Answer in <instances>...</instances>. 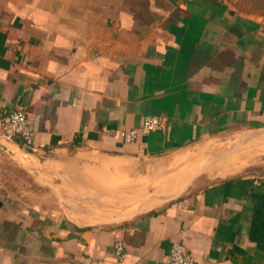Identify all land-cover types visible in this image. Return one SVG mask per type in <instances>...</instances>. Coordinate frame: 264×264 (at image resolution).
<instances>
[{"label":"crops","instance_id":"obj_1","mask_svg":"<svg viewBox=\"0 0 264 264\" xmlns=\"http://www.w3.org/2000/svg\"><path fill=\"white\" fill-rule=\"evenodd\" d=\"M18 109L35 136L27 149L0 125V264H168L175 242L199 264H264L249 240V186L223 184L238 174L200 183L202 172L161 206L92 224L47 190L62 175L79 181V154L129 173L153 161L161 175L176 151L238 132L264 153L260 18L220 0H0V114ZM147 116L164 127L125 142ZM250 138L209 154L243 161ZM235 245L247 255H231Z\"/></svg>","mask_w":264,"mask_h":264},{"label":"rangeland","instance_id":"obj_2","mask_svg":"<svg viewBox=\"0 0 264 264\" xmlns=\"http://www.w3.org/2000/svg\"><path fill=\"white\" fill-rule=\"evenodd\" d=\"M220 2L240 13L260 18L264 25V0H220ZM251 134V132H238L197 144L189 149L176 151L172 156L173 159L165 164L163 170L161 169L162 171L168 170L170 174L160 175L158 166L153 161L145 163L137 160L133 161L132 165L126 164L137 169L135 173H129L126 168L111 165L113 163L110 161H97L95 155L79 154L76 158L72 156L73 161L77 160L83 165L81 169L83 174L78 176L79 181L74 182L71 180V176L62 175L56 178L52 188L49 187L47 190L51 189L53 198L57 201L58 211L74 220L88 224L123 220L136 214L148 212L149 210L141 209L147 202L157 200L160 202L158 207L181 196L186 189L194 186V181L202 173L192 177L185 189L178 195L169 197L168 193L175 183L180 182V178L185 181L196 168H205L216 160L217 154H209L214 153L215 149L211 150L213 147H221V151L232 150L242 139L250 138ZM262 134L263 131L255 134L257 137L260 135L256 140L260 146H264V135ZM250 139L244 142L240 150L243 154L247 153L243 161H241L242 156L233 155L227 161L236 158L235 162L240 163L237 165V167L240 166L237 176L263 179L264 153L253 149L251 144L254 140ZM221 140L226 143H220ZM207 154L209 155L207 156ZM126 165L123 163V166L126 167ZM208 169L203 171L205 173H203L204 176L202 175L200 183L207 181L208 176L220 178L216 172L213 173ZM178 180L179 182H177Z\"/></svg>","mask_w":264,"mask_h":264},{"label":"built area","instance_id":"obj_3","mask_svg":"<svg viewBox=\"0 0 264 264\" xmlns=\"http://www.w3.org/2000/svg\"><path fill=\"white\" fill-rule=\"evenodd\" d=\"M0 125L7 139H19L21 145L27 149L33 144L35 129L24 110L2 112L0 114ZM163 127V118L147 116L143 119L140 127L123 130L120 136L125 142L133 143L140 135H147ZM114 251L118 262H121L126 256L124 244L121 240L114 244ZM168 264H199V262L182 244L175 242L170 249Z\"/></svg>","mask_w":264,"mask_h":264},{"label":"trees","instance_id":"obj_4","mask_svg":"<svg viewBox=\"0 0 264 264\" xmlns=\"http://www.w3.org/2000/svg\"><path fill=\"white\" fill-rule=\"evenodd\" d=\"M254 181L255 179L244 176L225 180L223 184L227 190L232 184L244 183L249 186L247 191L253 205L251 210L249 240L255 244L264 259V179L258 181L259 185L251 184ZM230 254L245 256L247 255V251L235 245Z\"/></svg>","mask_w":264,"mask_h":264},{"label":"bare ground","instance_id":"obj_5","mask_svg":"<svg viewBox=\"0 0 264 264\" xmlns=\"http://www.w3.org/2000/svg\"><path fill=\"white\" fill-rule=\"evenodd\" d=\"M264 141V140H263ZM232 155H224L222 157H219L218 159H216L214 162L211 163L212 167L210 168L209 166L208 167H205V168H196L189 176L188 178L185 180V181H182V179L180 178V182L179 180L177 182L179 183H175L174 185L172 186V188L170 189L171 191H169V197H174L176 195H178L179 193H181L185 187L187 186V184L191 181L192 177L198 175L199 173H202L205 169H208V170H211V171H217V174L220 176V177H226V176H230V175H235L238 173V169L240 168L237 167L238 164L240 163H236L235 160L236 158L234 159H230L227 161L228 158H230ZM117 162V161H116ZM242 165V164H241ZM172 179V178H171ZM177 179V178H176ZM157 204H160V202H158L157 200H152L150 202H147L146 204H144L141 209H149V207L151 206H154V205H157ZM128 219V218H126Z\"/></svg>","mask_w":264,"mask_h":264}]
</instances>
